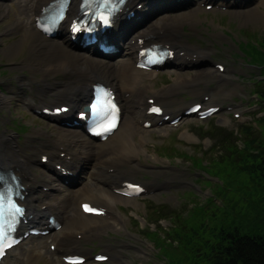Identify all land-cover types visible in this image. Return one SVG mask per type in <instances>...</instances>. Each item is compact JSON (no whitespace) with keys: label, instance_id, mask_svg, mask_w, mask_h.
I'll list each match as a JSON object with an SVG mask.
<instances>
[{"label":"rangeland","instance_id":"rangeland-1","mask_svg":"<svg viewBox=\"0 0 264 264\" xmlns=\"http://www.w3.org/2000/svg\"><path fill=\"white\" fill-rule=\"evenodd\" d=\"M12 1L14 0H6L4 3L0 2L3 4L0 5V7L3 6L10 12L19 9V11H22L21 13L26 16L25 21L28 23L29 14L23 10L24 1L15 0V4H12ZM261 1L262 0H252L249 5L245 4L242 8L240 6H226V9H224V7L220 9H215L216 7L210 9L207 7L200 8V11L197 10L194 16L189 17V21L184 28V34L191 44L196 45L198 49L207 51L205 52V55H207L206 60L201 64L186 66L181 69L171 64L167 66V68L152 71L149 75L144 74L147 79L145 80V84H142L137 94H141L148 89L147 94L152 95L154 91L167 89L169 86L175 84L176 81L174 77L179 70L182 71L183 77L186 76L185 80L189 79L190 81L180 82V84L178 83L174 86V95L178 100L201 101L204 105L221 104L222 109L218 114L214 115L212 119L208 118V120H200L196 116H188L182 119L181 125L176 129H172L167 122L151 130H145V128H141V125H139V127L135 126V131L130 134L128 133V135L130 139L135 138V141L134 139L132 141L140 145V152L133 156L130 165L125 164L123 168L135 171L134 164L138 163L141 168L135 171L137 177L134 176L135 178L131 180H143L144 182L147 180H155L160 187L154 191L147 192L136 200L128 201L123 198L116 200L114 202L116 203L114 204L115 210L117 214L122 217L124 224L120 229H101L98 233L94 231V233H96L89 239L79 236L84 247L81 250L88 253L89 250H86L87 247L91 248V250H94V248L102 250V246H116V248H118L116 252H121L122 258L129 264H148V262L152 264H163L164 257L158 254V249H156L154 243L147 237L148 230L146 229L142 232L141 225L139 223L137 225L133 221L134 216L139 217L141 221L145 223L144 225H148V217H153L151 216L152 213L151 209H149L150 203H147L148 201L169 203L174 208L176 207L179 209L182 214H185L191 206L202 204V201L199 199L205 200L210 192L212 195L222 193L224 190V183L225 188L228 187V178H226L223 171H221L224 163L217 161L212 164L211 162L212 158H219L222 148L217 146L219 143L217 137H214L211 131H209L211 125L207 124V122L214 121L216 124L232 130V139L234 145L238 148H245L246 146L244 134L241 135L240 133L242 132L241 125H251L256 135L260 133L264 135V101L254 95V90L264 85V66L252 64L251 57L240 51L242 47H244V43L249 44L250 41L253 40L257 44L260 52L264 54V20L253 22L245 19V15L249 13L248 10L252 8H257L255 11L264 16V6H259ZM192 4L193 3L181 6L177 11L181 12L184 8L188 9ZM2 11L3 9H0V13H2ZM243 11L248 12L242 14ZM160 12H165V10H161ZM160 12H158L154 18L163 14ZM8 15L0 17V90L9 93L12 100L10 107L0 106V130H5L6 132L14 134L15 140H17L18 135L22 136L23 138L19 140L20 145L22 147L27 146V151H33L35 153V148H29L30 145H43L40 143L41 139L48 140L53 145L57 140H61V136L66 137V135L57 133L56 135L49 136L40 133H28L29 131L27 132L25 128L18 124V122H20L24 127L36 125L37 130L43 126L45 130L48 129V131H52L53 127L46 124L49 123L48 121L37 118L30 110L27 111L28 106L26 103L27 98H29L36 106H39L42 105V101L54 98V95L51 97L48 96V94H51L49 92L42 93V91L39 90L40 83L30 81V74L29 78L24 80V82L26 81L27 83L25 86L26 90L34 86L31 92L36 93L38 89V94L42 93L43 96L40 97V94L37 95L39 99L36 100L35 95L30 97L19 93V90L22 93L25 90L21 86L18 89V85L15 83L14 79L17 75L22 76L24 71L13 70L10 67L14 65V62L20 64L24 63L27 49L22 48L13 57H7L4 53L6 51L5 47L19 40L23 34L27 32V29L21 27L16 33L8 37L9 33H3V31L6 30L9 25L16 22L15 19L11 18V15L7 18ZM224 32H226L227 35ZM245 49L248 50V48ZM96 57L101 58L99 56ZM121 58H123V56L121 57V55L118 54L111 60L116 63ZM81 62V64H86L87 59H83ZM215 62L225 64V70H219ZM26 71H28V69H26ZM28 73L26 72V74ZM158 73L159 75H157ZM218 73L223 74L225 78H222ZM152 76L159 77L151 80ZM65 80L68 79L66 78ZM253 80L261 81L255 84L252 82ZM7 87L10 89L9 92L7 91ZM145 87L147 88L145 89ZM11 90L15 93L10 94ZM203 92L208 94V100L204 98L205 94ZM248 105L252 106L248 108ZM236 113H240V116H235ZM185 132L193 134L194 137L198 139L199 143L191 145L185 142V137L190 135H183ZM203 135L207 136L204 137ZM237 137L239 139H237ZM29 138L34 140L31 141ZM26 142H30V144H26ZM194 145H200L201 149H197ZM16 146L18 153L23 155V149H18V143ZM168 146L179 149L181 152L184 151L183 154L186 153V156L176 152L172 154L173 150L170 151L169 148L166 149ZM163 149L170 151L171 156L168 157L163 153ZM190 155L203 161L205 165L202 166V169L196 168L191 164V160L187 157ZM191 159L194 161V158ZM88 162L89 163L84 164L85 167H89L90 164H93V158ZM206 162L210 164L207 166ZM40 166L41 168L35 166V172L40 173V170L43 169L42 165ZM82 170H84V167ZM83 174L84 179L82 173L78 178L80 182L78 185L81 186V188L86 185L92 187L95 185L94 183H97V179L94 178L90 172L86 171ZM200 174H202V182H200L199 179ZM247 177L249 176H245V182L235 179L234 184L230 187L233 190L236 189V198H239L236 211L242 206L243 209L247 208L248 212L250 211L249 217L246 219V224L249 228L252 229L257 227L258 229L264 230V220H257V216L253 215V213H257L256 210L253 212L249 206L253 202L257 203L259 197L251 193L247 188H245L246 193L243 189L244 185L252 186L254 184V182L252 183L251 180L249 181ZM64 186L74 190V188L72 189L69 185ZM188 190H194L199 194L194 193L197 197L189 200V198H185L184 195L185 191ZM229 193H232V191L230 190ZM242 195H244V197L241 200L240 197ZM217 201L220 203L219 199ZM242 218L243 217L239 220ZM163 223L165 226H168L171 220L165 219ZM152 225L153 227L155 226L154 223ZM51 240L52 238L48 237L42 242L40 238H31V240L26 243V246L32 248L33 254L38 257V264H64L61 254H52L49 251L52 249L50 246ZM110 252L115 253L114 250ZM88 264L98 263L89 262ZM108 264L119 263L112 261Z\"/></svg>","mask_w":264,"mask_h":264},{"label":"bare ground","instance_id":"bare-ground-1","mask_svg":"<svg viewBox=\"0 0 264 264\" xmlns=\"http://www.w3.org/2000/svg\"><path fill=\"white\" fill-rule=\"evenodd\" d=\"M24 1L23 10L24 12H28L30 23L26 24V16L20 13L19 10H12L11 18L16 20L14 25H21V27L27 29V32L16 42L6 46L4 54L7 57H13L22 48L27 49L24 63L20 64L13 61L14 65L10 68L21 71H26V69H28L31 76L30 81L40 83L39 90L42 91V93L49 92L54 95V98L42 101V105L39 106H36L31 99L27 98V111H29L30 108L41 111V109L46 107H56L55 102L57 101H67V103L70 104L68 101L71 100L74 104H78L83 101L81 94L89 92L90 87L97 81V78L100 81H106L115 88L118 93L117 96L125 108L123 122L121 119L118 130L105 141H92L85 136L82 130L64 125H54L52 131H48V129L45 130L52 135L61 133L62 135H66V137L61 136V139L64 141V143L61 144L63 145L62 149H59L58 143H56L55 146H50L51 149L49 150L40 149V158L47 155L49 161L54 160L56 164L60 163L64 169L72 170L81 162L87 164L94 156H97L98 162L90 164L89 167H86L81 172H90V174L97 179V183H94L95 185L92 187L86 185L81 191H77L78 193L74 195L75 199L71 198V191L64 186L60 184L53 186V181L50 180L52 177L48 178V180L45 179L43 185L48 186L50 191H52V189L57 190L58 194L41 191L39 196L34 195L38 182H41L36 178L37 175L34 171L36 160L34 161L35 163H32L27 160L26 156L19 155L14 134L6 132L5 130H0V164L15 170L21 176L23 184L25 185V190L27 191L23 202L28 205V214L31 216L25 226L30 222L43 224V222L37 221L40 219L39 215L36 216L37 211L42 213L44 210H48L50 213L58 215L61 219L62 227L57 230L53 237L52 243L56 244L54 252L60 250L63 255L74 254L76 250L83 249L81 241L75 236L76 233L83 232V237L88 238V231H97L101 227H104L103 229L117 227L119 215L115 214L116 210L114 204L116 203L114 202L121 198V195L117 193V191L124 186V182L129 180L130 176H136V172L133 170H126L122 167L131 162V158H133V153L135 151L140 150L137 148V144L129 139L127 134L133 133L135 128L137 126L139 127L140 123L142 126L145 120H152L153 125L158 122L159 119V117L147 113V109L150 106L147 99L150 96H146V91H143L140 95L136 94L140 89L139 82H144V77L140 74L148 72L136 67L138 50L151 43H161L164 46L169 45V48L177 50L178 52L174 58L176 60H172L178 68H183V66L178 64L194 63L205 59L207 55L201 50L197 57L194 58L192 54L196 53L195 46L189 44L187 41H183V29L189 21V17L194 16L197 10L200 11V8L198 9L195 5H191V8L183 9L181 12L177 11V9L191 3L202 4L207 0H182L179 3L173 2V0H128L122 11L117 14L116 25H120L124 21V15L131 9H136L138 3H142L143 5L138 9L139 17L131 21L135 26L125 34H122L125 43L121 49V54H123L124 57L116 63L111 59L97 58L96 56L94 57L93 55L77 50V47L71 44L67 38L56 40L55 38L44 35L36 27L37 17L41 14L43 7L51 0ZM208 1L220 5L231 4V0ZM78 3L79 0H71L70 9L68 11L69 15L75 16L77 14ZM239 3L242 4L243 0H240ZM12 4H15V2L13 1ZM0 5L3 4L0 3ZM126 6H129V8L124 11ZM259 6H264V0L260 2ZM152 8L153 11L151 10ZM0 9H3V13L5 7L2 6ZM256 9L257 8H252L248 10L249 13L245 15V19L253 22L264 20V16L256 12ZM161 10H165V14L163 13L154 18ZM248 11H243L242 14ZM14 25H9V27H7L10 30ZM120 29L121 28L118 30ZM61 30L64 33L69 32V29L64 25ZM13 33H16V28H14ZM181 51H183L182 55L180 54ZM83 59H87L86 64H81ZM60 73L66 77L68 76L69 82L62 80L49 81L51 77H55ZM218 75L225 78L221 73H218ZM18 77L19 86L26 90L25 86L27 83L26 81L24 82L25 79L22 78V76ZM175 80V84H178L181 80L185 81L180 71L178 75H176ZM146 88L147 87H145V89ZM174 93L175 89L173 85L169 86L164 91H155V97H157L164 106L173 107V112L181 109L184 105V101L172 103L170 97L173 96ZM174 99L177 100L176 98ZM11 100L12 97L9 96V93L0 90V106L10 107ZM75 111L76 110L69 111V113H67L72 115ZM142 127L145 128V130L147 129L144 125ZM186 138L192 139L193 136L187 135ZM61 151H64V156L61 155ZM109 151L113 153V160L115 161L112 171H106L107 163H105L103 159L104 155ZM134 165L136 170L141 168L138 163ZM46 170L51 173L53 171L49 165L46 166ZM41 173L42 176L48 175L43 170ZM146 184L148 190L157 187L153 180H148ZM40 195H42L41 199ZM124 198L128 201L134 200V198ZM87 200L94 202L98 201L96 203L105 207L107 209L106 217H98L100 219L99 221L94 216L85 214L81 209V203ZM39 201L41 202V206L37 209L36 204L39 203ZM28 239H30V236L22 241L23 244L20 243L16 247L11 248L5 257L6 262L3 264H38V257L33 254V249L24 245ZM40 240L44 242V239L40 238ZM72 248L75 249V251H73Z\"/></svg>","mask_w":264,"mask_h":264},{"label":"trees","instance_id":"trees-1","mask_svg":"<svg viewBox=\"0 0 264 264\" xmlns=\"http://www.w3.org/2000/svg\"><path fill=\"white\" fill-rule=\"evenodd\" d=\"M254 53L255 59L264 58L256 48ZM260 93L264 97V89ZM242 132L245 148L234 145L233 132L218 127L213 131L222 148L219 159L213 162L224 163L221 171L228 178L227 189L218 193L222 204L210 199L208 207L197 206L187 217L167 205L153 208L154 214L176 219L168 231L162 229L163 236L155 234L157 246L171 260L166 264H264V230L249 228L246 219L250 211L243 206L236 211L239 198L229 193L235 179L245 182V176H249L248 180L254 184L244 185V192L247 188L259 197L257 203L249 206L253 212L256 210L253 215L257 220H264V135H256L249 126H244Z\"/></svg>","mask_w":264,"mask_h":264},{"label":"snow or ice","instance_id":"snow-or-ice-1","mask_svg":"<svg viewBox=\"0 0 264 264\" xmlns=\"http://www.w3.org/2000/svg\"><path fill=\"white\" fill-rule=\"evenodd\" d=\"M154 110H156V109H154ZM156 111H158V110H156ZM9 231L10 230H5V229H3L2 226H0V249H2L3 244L6 242Z\"/></svg>","mask_w":264,"mask_h":264}]
</instances>
